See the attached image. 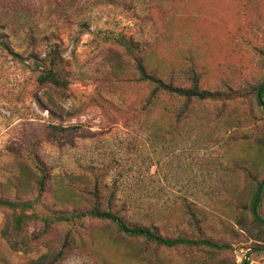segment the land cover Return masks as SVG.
I'll return each mask as SVG.
<instances>
[{
  "label": "rangeland",
  "instance_id": "rangeland-1",
  "mask_svg": "<svg viewBox=\"0 0 264 264\" xmlns=\"http://www.w3.org/2000/svg\"><path fill=\"white\" fill-rule=\"evenodd\" d=\"M116 36L166 83L187 87L191 71L200 89L228 85L244 98L193 101L175 130L184 103L160 95L147 107L151 86L138 81L135 56ZM54 48L65 89L36 83L35 60ZM263 82L264 0H0V197L35 202L39 217L98 206L163 237L231 247L158 248L91 218L45 233L31 218L14 236L11 212L0 209V264L58 253L54 264H264V236L253 240L262 228L250 214L264 178V113L249 94ZM31 155L47 174L42 191ZM186 203L198 208L196 226ZM239 217L253 234L238 229ZM6 233L26 247L14 251Z\"/></svg>",
  "mask_w": 264,
  "mask_h": 264
},
{
  "label": "trees",
  "instance_id": "trees-1",
  "mask_svg": "<svg viewBox=\"0 0 264 264\" xmlns=\"http://www.w3.org/2000/svg\"><path fill=\"white\" fill-rule=\"evenodd\" d=\"M115 44L121 46L122 48L127 50V53L135 56L134 65L135 70L137 72L138 81L142 83H146L151 86V92L149 97L146 100V106L150 107L157 100L160 95H165L173 99L181 100L184 105L177 114H175V130L177 126L180 125L188 116V104L191 102H210V103H231L238 99H243L244 95L231 88L228 85H222L219 89L211 92L208 90L200 89L199 86V77L194 72L188 71L184 74L186 80L188 82L187 87H176L171 83H166L161 79L156 78L153 74L147 72L143 67V63L141 59H139L135 53L137 47L127 41L123 36H116L111 38ZM34 59V58H33ZM62 58L60 57L57 50L52 49L48 55L42 60H35L36 66V83L39 86H51L55 89H65L67 87L68 80L65 75H63L60 70ZM249 94L254 95L256 103L260 110L264 113V82L258 86H254L249 89ZM51 129L64 132L66 129L51 126ZM264 141L260 140V145L263 146ZM31 163L34 166V169L39 173L40 178L38 179V187L39 190L42 191L44 189L45 181L47 179V174L44 167L41 165L36 156L31 155ZM246 173V171L244 170ZM246 176L249 178L250 173H246ZM264 194V178L258 183L257 189L255 191L254 197L250 206V214L252 216V223L254 227L262 228V232L258 231L257 235L254 236L255 241H258V237L260 235L264 236V218L259 213V208L261 206V198ZM35 202L28 201H11L7 199H3L0 197V209L8 210L11 212V222H10V233L14 236H17L21 233L23 226L25 223L31 218L40 219L44 224L43 232L45 233L49 228L54 225H68L70 223L77 222L84 218L98 219L109 221L113 223L118 231L131 238H143L146 242L154 244L158 248L164 249H173L177 247H188V248H204L209 250L211 253H222L228 250H231V247L227 244L218 243L215 241H211L208 239H192L188 237H175V238H167L159 235L153 228L147 227H137V226H129L115 213L111 211H101L98 206L92 208V210L87 212H72L70 214H53L48 217H39L33 212V205ZM196 205V204H193ZM197 206V205H196ZM123 207H126V204H123ZM193 207V206H192ZM185 209L188 211L190 216V223L193 226H196L195 215L192 212V209L188 203H186ZM237 209L241 212L244 210L243 207L237 205ZM32 211L31 214L27 215L26 211ZM197 213H202L197 210ZM235 225L238 229L242 231H249V233L253 234L254 229H247L246 222L243 218L239 217L235 220ZM9 233L5 234V239L9 242L10 247L14 251L23 250L26 245L24 242H16L10 239ZM68 241V236L66 238V242L63 247H65ZM253 251H257L256 249ZM61 253L56 254L54 258L50 259L47 256H42L38 260L31 262L30 264H54ZM242 264H249L248 260L243 259Z\"/></svg>",
  "mask_w": 264,
  "mask_h": 264
}]
</instances>
